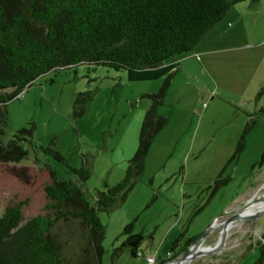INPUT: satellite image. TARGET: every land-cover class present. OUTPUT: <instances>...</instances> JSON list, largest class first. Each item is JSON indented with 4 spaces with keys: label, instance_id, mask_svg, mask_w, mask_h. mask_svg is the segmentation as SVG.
Returning <instances> with one entry per match:
<instances>
[{
    "label": "rangeland",
    "instance_id": "1",
    "mask_svg": "<svg viewBox=\"0 0 264 264\" xmlns=\"http://www.w3.org/2000/svg\"><path fill=\"white\" fill-rule=\"evenodd\" d=\"M198 45L176 58L188 56L199 68L185 77L188 88L182 98L167 95L158 108L166 124L148 150L142 175L123 203L98 214L104 229L101 264H110L128 225L132 234L146 237L140 247L144 258H164L179 238L177 259L186 252L185 243L199 238L214 219L219 224L231 215L221 217L224 213L264 195V166L258 165L264 151V91L256 98L264 86V0L233 6ZM201 50L215 52L204 55ZM161 84L162 79L128 82L123 71L85 65L36 79L6 106L3 142L21 129L34 126V131L32 144L22 143L25 159L0 162V216L25 199L21 223L40 214L48 172L75 180L73 168L89 171L81 187L92 205L96 191L124 176L150 106L144 95L158 92ZM83 91L94 97L86 113L75 118L72 100ZM242 136L243 150L230 161ZM50 142L64 161L53 158ZM219 173L222 185L212 195ZM219 231L214 229L203 247H212ZM263 232L264 215L234 222L219 254L189 264H254ZM144 258H132L125 250L115 264H146Z\"/></svg>",
    "mask_w": 264,
    "mask_h": 264
},
{
    "label": "trees",
    "instance_id": "2",
    "mask_svg": "<svg viewBox=\"0 0 264 264\" xmlns=\"http://www.w3.org/2000/svg\"><path fill=\"white\" fill-rule=\"evenodd\" d=\"M258 1L0 0L1 163L19 162L27 156L22 143L32 144L34 126L19 130L3 142L8 124L6 106L39 77L85 65L123 71L128 82L162 79L158 92L144 95L150 106L122 179L96 191L90 205L81 187L89 178L87 169H71L75 180L59 179L48 172L40 214L21 223L22 208L28 203L25 199L6 207L0 216V264H101L104 229L98 214L109 213L123 203L142 175L148 150L166 124L157 109L168 94L177 69L176 58L190 53L233 6ZM263 91L264 86L256 98ZM93 97L92 91L74 96L71 110L75 118L86 113ZM48 145L54 149V143ZM53 149V158L64 161ZM242 150L243 136L230 161ZM258 165L264 166V151ZM212 185L213 195L222 185L221 173ZM122 236L124 240L112 251L110 264H115L125 250L130 257L141 258L137 253L146 237L132 234L131 225L124 227ZM196 239H189L185 245L188 247ZM179 240L171 244L164 258H156V264L175 259ZM257 248L259 257L254 264H262L264 232Z\"/></svg>",
    "mask_w": 264,
    "mask_h": 264
},
{
    "label": "water",
    "instance_id": "3",
    "mask_svg": "<svg viewBox=\"0 0 264 264\" xmlns=\"http://www.w3.org/2000/svg\"><path fill=\"white\" fill-rule=\"evenodd\" d=\"M257 201L258 202L263 201V198L259 197L255 202H257ZM253 203H254V201L248 200V201H246V203L243 205L242 208L235 210L232 213L231 212L224 213L223 215H221V217H224L228 214H231V215L217 225H215V222L217 221L218 218L214 219L212 221V223L210 224V226L206 229V231L199 238H197L194 243H192L191 245L188 246V248H187L186 252L184 253V255L182 256V258L188 259V261L190 262L196 257L211 256V255L219 254L225 246V241L227 238V232H228L230 226L234 222L243 221V220H247V219H254V218H257V217L264 215V208H262L261 210L255 212L253 214H245L244 213L245 210ZM221 217H219V218H221ZM217 227L220 228L217 242L212 247H203V243L205 242L206 238ZM172 261H174V260H172ZM172 261H169V262H172ZM169 262H167V263H169ZM167 263H165V264H167Z\"/></svg>",
    "mask_w": 264,
    "mask_h": 264
},
{
    "label": "crops",
    "instance_id": "4",
    "mask_svg": "<svg viewBox=\"0 0 264 264\" xmlns=\"http://www.w3.org/2000/svg\"><path fill=\"white\" fill-rule=\"evenodd\" d=\"M202 40L200 42H202ZM198 44L196 45L194 50L199 48ZM201 52L204 55H209L215 51L214 50H201ZM176 63H177V69H176V71H175V73L171 79L172 82L170 83V88H169L167 95L172 94V96H174V95L178 94L176 97L182 98L184 96V94L186 93V90L188 88V82L185 80V77H187V76L190 77L192 74H195L197 72L199 66L196 65L194 63L193 59H190L188 56L187 57H181V59L176 60ZM178 75H180L181 77H179V79H177L179 81H177L178 82L177 85H175L173 87V82L177 78ZM157 112H158V109H157ZM141 252H142V250H141ZM143 256H144V254H143ZM150 256L151 255H149L148 257H150Z\"/></svg>",
    "mask_w": 264,
    "mask_h": 264
},
{
    "label": "bare ground",
    "instance_id": "5",
    "mask_svg": "<svg viewBox=\"0 0 264 264\" xmlns=\"http://www.w3.org/2000/svg\"><path fill=\"white\" fill-rule=\"evenodd\" d=\"M262 198H263V201H260V202L257 201L256 203L251 204V205L245 210L244 213H245V214H253V213H255V212L261 210L262 208H264V195L262 196ZM215 225H217L216 222H215ZM233 225H234V223L230 226V228H232ZM230 228H229V229H230ZM190 262H191V261H190ZM190 262L188 261V259H183L182 256H181V257L177 258L176 260H174V261H172V262H169V263H167V264H189Z\"/></svg>",
    "mask_w": 264,
    "mask_h": 264
},
{
    "label": "built area",
    "instance_id": "6",
    "mask_svg": "<svg viewBox=\"0 0 264 264\" xmlns=\"http://www.w3.org/2000/svg\"><path fill=\"white\" fill-rule=\"evenodd\" d=\"M21 95H22V93H20L19 95H17V96L15 97V99H18L19 97H21ZM168 255H169V254H168ZM168 255H167V256H168ZM137 257L144 258L143 253L139 251V252L137 253ZM144 260H145V263H146V264H156V258H155L154 256L145 257Z\"/></svg>",
    "mask_w": 264,
    "mask_h": 264
}]
</instances>
